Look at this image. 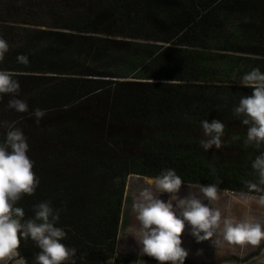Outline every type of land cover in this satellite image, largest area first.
I'll use <instances>...</instances> for the list:
<instances>
[{
	"label": "rangeland",
	"instance_id": "rangeland-1",
	"mask_svg": "<svg viewBox=\"0 0 264 264\" xmlns=\"http://www.w3.org/2000/svg\"><path fill=\"white\" fill-rule=\"evenodd\" d=\"M243 1L208 0L204 4L203 0H0V29L11 36L8 51L13 59L17 49L23 44L26 47L25 42H30L25 50L33 58L43 53L42 60L33 62L32 66L25 64L18 68L57 72L75 81L70 87H49L51 95L76 93L70 99L37 107L49 115L44 120L59 118L57 113L79 105L90 94V103L101 105L110 101L117 87L113 83L128 81L129 85L118 90L146 98V101L140 99L143 101L138 106L149 115L139 117L137 128L140 132L144 128L151 130L146 136L153 137L154 146L163 135L174 139L194 135L201 141L205 137L200 122L221 120L225 125L221 148L213 146L205 152L200 145L197 153L206 158L209 166L227 168L239 156L234 145L240 142V132L245 127L232 108L241 95L252 92L238 81L254 67L264 72V0H256L255 6L249 7H244ZM109 6L113 10L107 15ZM102 12L106 14L103 22L97 28L92 27L91 19ZM191 29L195 34L191 35ZM80 31L91 40L67 37ZM28 36L32 37L26 41ZM105 38L109 39L106 43ZM159 52L164 54V60L184 67L176 71L180 81L164 80L167 77L162 73L147 70L151 64L148 61ZM144 63L147 65L140 70ZM4 65L7 64L0 67ZM88 74L99 76L88 77ZM103 77L112 81L104 84L90 80ZM40 93V87L31 88L29 103L40 101ZM155 116L168 122L158 126L154 124ZM185 129H195L198 133L183 132ZM250 153L253 156L258 152L250 146ZM247 168L255 178L251 163ZM151 180L135 174L127 177L113 257L118 260L115 264H158L155 258L141 251L142 246L132 236L138 228L132 210L134 197L149 187ZM188 192V183H182L179 195ZM240 194L218 189V198L212 206L219 208L222 216L249 218L264 224V207L255 199L245 201ZM169 195L162 193L160 198L167 200ZM181 239L188 251L186 261L191 264H264V240L258 245L217 246L210 240L197 242L187 225ZM16 257H4L0 264H26ZM113 258L109 262L113 263ZM132 258L135 260L131 262Z\"/></svg>",
	"mask_w": 264,
	"mask_h": 264
},
{
	"label": "trees",
	"instance_id": "trees-1",
	"mask_svg": "<svg viewBox=\"0 0 264 264\" xmlns=\"http://www.w3.org/2000/svg\"><path fill=\"white\" fill-rule=\"evenodd\" d=\"M255 2L256 0H244L242 5L255 6ZM203 3L208 4V0H203ZM262 5L264 6V3ZM112 10L113 8H110L105 12L108 15ZM261 12L259 13L263 15ZM106 14L102 12L94 16L90 25L99 27ZM81 33L80 31L78 34H67V37L91 40V38L86 39L87 36ZM190 33L195 34V30L191 29ZM0 37L8 44L11 41L10 34L1 29ZM31 37L28 36L26 41ZM107 40L109 39L105 38L103 42L106 43ZM25 44L26 47L23 44L17 49L16 59H13V54L7 51L0 60V65L7 64L0 68L11 71L20 83V90L16 96L27 102L28 109L32 106L29 112L18 113L7 107L11 96L5 94L4 99L0 101V120L15 121V126L22 129L29 144L27 154L34 161L33 171L40 180L36 191L32 195H24L17 202V206L25 210V219H28L34 214V205L43 201L50 202L54 211L60 216L57 226L62 227L67 234L62 242L76 249L75 264L118 262L113 257L122 215L123 193L130 174L154 178L162 170L171 168L182 177L183 183L216 184L218 189L241 193L248 191L247 181L256 179L250 176L251 171L247 168L258 154L251 156L250 146L244 144L247 126L240 132V142L234 145L239 150V156L231 161V166L227 168L209 166L206 158L197 153L200 141H197L194 135L177 139L163 135L158 140L159 144L154 146L153 137L146 136L151 130L144 128L143 132H140L137 128L139 117L149 115V112L140 110L138 106L143 100L146 101V98L127 95L118 90L129 85L128 81H115L113 85L117 87L114 95L111 96L110 101L101 105L92 101L90 103L92 99L90 94L84 96L83 102L79 105L65 108L63 112L57 111L59 113L56 112L58 115L56 117L59 118L47 121L44 118L49 115H44L40 123H33L35 117L31 113L37 107L70 99L76 93L73 91L60 96L51 95L49 87L62 85L70 87L75 81L71 78H63L57 72L18 68L25 65L17 62V56L20 54L28 56L27 64L30 65L43 58V53H37L33 58L25 50L30 42ZM163 57L164 54L156 53L151 59L153 61H148L151 64L147 66V70L153 69L162 73L167 77L164 80L180 81L181 76H178L176 71H181L184 67L179 66L181 64L170 63ZM146 65L147 63H144L140 70ZM262 70L264 71V67ZM105 78L90 80L94 81L93 83L104 82V84L112 81ZM37 87L41 88L40 101L30 104L28 98L30 90ZM55 90L54 88L52 92L55 93ZM174 121L177 123V120ZM167 122L166 118L158 119L155 116L154 124L162 126ZM184 131L198 133L195 129ZM4 133L5 129L0 128V139H3ZM17 251L19 255L16 258L26 264H35V255L39 249L33 241L21 239ZM112 258L113 263L109 262ZM134 260L132 258L130 261ZM185 264L191 263L185 260Z\"/></svg>",
	"mask_w": 264,
	"mask_h": 264
},
{
	"label": "clouds",
	"instance_id": "clouds-1",
	"mask_svg": "<svg viewBox=\"0 0 264 264\" xmlns=\"http://www.w3.org/2000/svg\"><path fill=\"white\" fill-rule=\"evenodd\" d=\"M8 49V42L0 37V60ZM17 62L27 64L28 56L18 55ZM238 82L251 88L252 92L241 95L232 112L240 118L242 125L247 126L244 144L258 152L251 161L256 179L247 181L248 191L240 195L245 201L255 199L264 207V72L254 67L243 73ZM19 90L20 83L14 74L0 69V101L7 94L12 97L7 107L26 113L27 102L16 96ZM44 114L39 108L31 113L36 123ZM15 124V121L0 120V128L5 129L3 139H0V259L18 256L21 239H30L39 249L35 264H75L76 249L62 242L67 234L57 226L60 216L51 203L43 201L34 205V214L28 219H25V210L17 206L24 195L36 191L40 180L33 171L34 161L27 154V137ZM200 126L205 137L200 141L203 150L208 152L213 146L221 148L224 123L219 119L211 122L205 119ZM183 181L175 169H165L134 197L132 210L138 228L132 236L142 246L144 254L155 258L158 264H185L188 251L182 246L181 234L186 225L197 242L210 240L217 246L258 245L264 240V224L259 220L222 216L221 210L212 206L218 198L216 184L188 183V194L180 196ZM162 193L170 194L169 198L161 199ZM253 193L260 195H250Z\"/></svg>",
	"mask_w": 264,
	"mask_h": 264
}]
</instances>
